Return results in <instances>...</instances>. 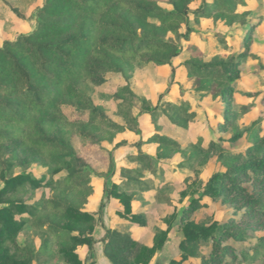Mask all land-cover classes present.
I'll return each mask as SVG.
<instances>
[{
	"label": "trees",
	"instance_id": "obj_1",
	"mask_svg": "<svg viewBox=\"0 0 264 264\" xmlns=\"http://www.w3.org/2000/svg\"><path fill=\"white\" fill-rule=\"evenodd\" d=\"M194 1L43 0L36 11L35 28L2 42L0 264H35L54 250L68 264H86L78 258L75 248L86 245L93 257L96 241L102 242L104 255L111 264H149L154 252L161 248L166 237L155 235L152 246H147L129 232L111 227L105 228L100 239L94 238V231L101 224L104 201L96 211L81 207L92 187L88 173L77 166L80 158L64 127L71 131L78 127L77 137L90 142H95V133L100 129L112 133L125 131L123 124L107 117L101 106L93 104L80 82L88 79L99 83L96 78L103 73L127 77L136 67L169 65L179 54L178 40L187 39L191 31L187 26L190 13L197 18L207 16L210 9L226 14L235 6L234 0H215L191 9ZM158 2L170 4L171 9H163ZM182 24H186L183 35L179 31ZM168 34L174 38L167 37ZM185 66L189 76L204 77L206 84L212 79L226 82L222 93L225 96L232 93L230 83L237 77L233 59L204 61L197 54ZM119 92L126 93L129 89L125 85ZM166 105L176 115L174 120L185 116L181 105ZM149 110L154 115L155 108ZM119 112L128 118L126 111ZM238 137L234 135L231 139ZM147 141L158 144L155 153L158 159L168 157L167 150L181 147L168 135L154 134ZM219 150L223 149L219 147ZM28 152L33 159L24 156ZM36 158L45 168L40 177L22 167ZM129 159L140 163L139 169L122 168L124 179L120 183L112 182L110 187L104 186L103 196L117 198L123 207L118 214L142 226L145 222L140 220V213L132 211L131 203L138 193L154 188L140 173V170H153L152 158L139 151ZM15 166L23 169L14 173ZM206 186L203 195L220 196L222 202L241 213L251 230L264 229V135L253 142L242 161L222 174L212 175ZM43 188L51 189V195L41 193L35 198L37 190ZM72 192L77 194L76 199L71 198ZM199 205V199L194 198L182 210L180 259H172L168 264H183L188 258L197 257L199 247L209 239L212 240L210 255L202 258L201 263L225 262L222 256L230 247L223 242L234 235L236 221L198 225L190 217ZM27 229L39 235L37 245L30 233L23 241L17 240V235ZM53 259L49 257L48 261Z\"/></svg>",
	"mask_w": 264,
	"mask_h": 264
},
{
	"label": "rangeland",
	"instance_id": "obj_2",
	"mask_svg": "<svg viewBox=\"0 0 264 264\" xmlns=\"http://www.w3.org/2000/svg\"><path fill=\"white\" fill-rule=\"evenodd\" d=\"M42 1L0 0V45L5 39L12 40L35 28L36 11ZM214 1L196 0L190 4V8L196 9L203 2L212 4ZM234 1L231 13L210 9L207 16L198 18L190 13L187 26L191 31L187 39L181 37L178 40L179 54L171 60V64L136 67L127 77L119 73H103L96 78L99 83L88 79L80 82V87L90 95L93 104L101 106L107 117L123 124L125 131L112 133L100 129L95 133V142H90L77 137L78 127L72 131L66 126L64 129L69 131L72 145L80 158L77 166L88 173L86 176H89L92 187L81 206L83 209L96 211L101 201H104V209L105 199L108 198L103 196L102 187H110L113 179L121 182L124 179L121 169L128 165L139 169L140 163L131 161V156L139 151L148 153L152 158L153 170H140V173L154 189L162 186L159 193L165 194L159 195L167 200L164 205L148 204L139 208L138 212H143L140 213V220L145 222L153 238L155 235L158 238L170 235L176 236L177 240L180 234L183 238L179 219L174 216L176 213L173 209L179 211L180 215L191 200L197 198L200 205L190 217L196 224L207 226L213 221H236L234 235L223 242L230 247L229 251L223 253V264H262L264 229L251 230L248 223L242 220L241 213H236L232 205L222 202L220 196L203 195L212 175L233 168L236 162L244 159L253 142L264 135V0ZM158 4L163 9H171L166 2ZM179 31L185 34L186 24H182ZM167 37L174 38L171 34ZM197 54L204 61H235L237 77L230 83L233 90L230 96L222 93L226 82L212 79L206 84V78L188 75L185 62ZM125 85L129 92H119ZM166 103L184 107L185 116L174 120L176 115ZM150 108H155L154 115L150 113ZM120 110L126 111L128 118L121 115ZM154 134L168 135L181 147L167 150L168 157L158 159L155 156L158 144L147 141ZM234 135L239 137L232 140ZM219 147L223 150H219ZM25 155L33 159L30 152ZM36 159L29 160L28 165L22 167L40 177L45 173V168ZM22 169L15 166L13 172ZM41 193L51 195L52 191L48 188L37 190L35 198ZM148 193L151 197L153 191ZM76 195L72 192L71 198ZM29 233L27 229L25 233L18 234L17 240L23 241ZM30 235L37 245L39 235ZM211 246L212 240L209 239L199 247L197 257H192V261L188 258L183 263L202 264V258L209 257ZM75 251L82 262L93 264L94 254L91 257L86 245H77ZM49 257L54 259L48 261ZM35 264L68 262L54 250L50 256L41 258Z\"/></svg>",
	"mask_w": 264,
	"mask_h": 264
},
{
	"label": "crops",
	"instance_id": "obj_3",
	"mask_svg": "<svg viewBox=\"0 0 264 264\" xmlns=\"http://www.w3.org/2000/svg\"><path fill=\"white\" fill-rule=\"evenodd\" d=\"M126 167L134 168L133 166L129 167V165ZM112 182L120 183V180L113 179ZM159 187L162 186H156L155 189L154 188L151 189L153 191V193H151V197H149V193H148L151 190L138 193L136 198L131 203L132 211L134 213H137L139 211V208L145 207L148 204H149L148 206H151L153 204L164 205V203H167V200L161 198L162 195H159V194H165V192L159 193L161 191V188ZM93 191L96 192V189L94 188ZM149 198H151V200ZM122 209H123L122 204L119 202L117 198L109 197L107 200L105 199L102 222L100 226H98L95 230L94 233L95 238L100 239L105 233L104 229L111 227L120 232H129L133 236V238H135L138 242L147 246H152L153 234L149 231V228L146 227V224L141 226L136 222H132L128 219L122 218L118 214V212L122 211ZM173 210H175L176 213L174 216L176 217V219H179L180 217L179 211H177L175 208ZM138 213L142 214L143 212L140 211ZM176 219L175 221H177ZM175 221H173L172 224L173 226L175 224ZM122 225L124 228L121 229ZM139 230L140 233H138ZM181 239H182L181 234L179 235V238L177 240H176V236L171 237L170 235H168L163 245L161 246V248H159L156 251L155 255L153 256V259L149 262V264H168L169 261L172 259L179 260L180 259L179 242ZM93 250H94L93 264H111L108 258L104 255L102 242L100 241L96 242L93 245ZM189 259L192 261V258Z\"/></svg>",
	"mask_w": 264,
	"mask_h": 264
}]
</instances>
